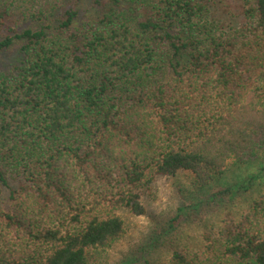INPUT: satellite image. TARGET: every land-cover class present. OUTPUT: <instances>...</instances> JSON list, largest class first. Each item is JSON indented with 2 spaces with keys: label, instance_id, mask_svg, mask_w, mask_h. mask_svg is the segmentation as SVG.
<instances>
[{
  "label": "trees",
  "instance_id": "16d2710c",
  "mask_svg": "<svg viewBox=\"0 0 264 264\" xmlns=\"http://www.w3.org/2000/svg\"><path fill=\"white\" fill-rule=\"evenodd\" d=\"M80 1L0 0V264H93L179 172L211 192L143 248L218 206L172 264H264V0Z\"/></svg>",
  "mask_w": 264,
  "mask_h": 264
},
{
  "label": "rangeland",
  "instance_id": "374dc122",
  "mask_svg": "<svg viewBox=\"0 0 264 264\" xmlns=\"http://www.w3.org/2000/svg\"><path fill=\"white\" fill-rule=\"evenodd\" d=\"M81 18L83 20L97 17L100 8L94 7L92 0H81L78 4ZM219 10L217 9V12ZM16 51L6 52L0 58V71L5 72L14 62ZM218 185V184H217ZM203 187L197 185L188 173L179 172L174 177H157L153 187L151 200L146 199V211L141 215H134L125 209L119 213L125 221V233L117 241L113 242L105 251L95 252L93 264H143L145 258L150 259L153 264H172V249L182 252L187 259L202 260L206 241L204 236L211 239L217 233L219 218L223 216V211L216 210L208 212L192 211L193 218L181 220V223L172 235V240L165 242L164 249L147 250L143 248L154 230H159L167 226V220L176 213L179 207L191 204L197 197H202L211 191H202ZM235 202V201H234ZM227 205H230L227 203ZM248 201H236L230 205V210L234 217H239L247 208ZM187 209V208H186ZM164 246V245H163ZM207 248V247H206ZM206 256V254H205Z\"/></svg>",
  "mask_w": 264,
  "mask_h": 264
}]
</instances>
